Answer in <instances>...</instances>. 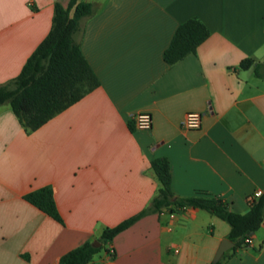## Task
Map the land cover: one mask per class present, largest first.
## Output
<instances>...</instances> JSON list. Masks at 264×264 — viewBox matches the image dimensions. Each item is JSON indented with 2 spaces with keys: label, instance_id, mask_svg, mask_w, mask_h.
Here are the masks:
<instances>
[{
  "label": "crops",
  "instance_id": "obj_1",
  "mask_svg": "<svg viewBox=\"0 0 264 264\" xmlns=\"http://www.w3.org/2000/svg\"><path fill=\"white\" fill-rule=\"evenodd\" d=\"M54 1L68 0H0V82L47 33ZM80 1L99 5L80 39L99 84L30 133L0 104V264H58L147 205L160 185L153 157H166L176 195L203 191L243 212L264 188V78L238 65L264 62V0ZM191 16L208 35L167 63L163 49ZM188 110L202 113L198 127L182 126ZM139 111L150 113L149 129L134 126ZM43 185L61 222L22 197ZM228 229L201 208L163 209L83 264H208ZM250 237L221 264H264V215Z\"/></svg>",
  "mask_w": 264,
  "mask_h": 264
},
{
  "label": "trees",
  "instance_id": "obj_2",
  "mask_svg": "<svg viewBox=\"0 0 264 264\" xmlns=\"http://www.w3.org/2000/svg\"><path fill=\"white\" fill-rule=\"evenodd\" d=\"M98 7L92 1L68 0L65 5L54 1L47 33L26 57L17 74L0 82V104L9 105L24 131L36 129L99 84L80 49L84 24ZM207 35L208 28L197 17L184 19L176 25L163 49V60L173 63L187 53L194 52ZM238 65L243 68L252 65L255 75L264 78V62L244 57ZM149 163L160 185L148 204L114 225L105 226L96 238L99 245L94 246L90 240H84L65 251L59 256L58 264L87 262L117 232L141 216L163 209L173 212L190 206L216 215L229 226L226 237L234 242L229 249L243 246L245 237L258 228L264 215V188L247 199L245 211L237 212L218 195L203 191L188 196L174 194L169 185L170 172L166 157H153ZM22 197L61 222L49 186L29 190ZM226 251L218 260L208 264H221Z\"/></svg>",
  "mask_w": 264,
  "mask_h": 264
},
{
  "label": "built area",
  "instance_id": "obj_3",
  "mask_svg": "<svg viewBox=\"0 0 264 264\" xmlns=\"http://www.w3.org/2000/svg\"><path fill=\"white\" fill-rule=\"evenodd\" d=\"M202 113L196 110H188L184 113L181 124L186 128H196L200 125ZM134 126L139 129H149L151 127V115L148 111H139L132 116ZM251 237L248 235L244 239L243 246L249 245ZM108 253H112V249L109 248Z\"/></svg>",
  "mask_w": 264,
  "mask_h": 264
},
{
  "label": "water",
  "instance_id": "obj_4",
  "mask_svg": "<svg viewBox=\"0 0 264 264\" xmlns=\"http://www.w3.org/2000/svg\"><path fill=\"white\" fill-rule=\"evenodd\" d=\"M92 245L97 246L99 245V241L97 239H94L92 242ZM234 242L231 241L230 239H228L227 237H223L221 238L213 256L211 261L215 262L216 260H218V258L220 257V255L222 254L223 251H225L226 249L230 248L231 246H233Z\"/></svg>",
  "mask_w": 264,
  "mask_h": 264
},
{
  "label": "rangeland",
  "instance_id": "obj_5",
  "mask_svg": "<svg viewBox=\"0 0 264 264\" xmlns=\"http://www.w3.org/2000/svg\"><path fill=\"white\" fill-rule=\"evenodd\" d=\"M24 131V130H23ZM25 133H30L31 131H29V132H26V131H24Z\"/></svg>",
  "mask_w": 264,
  "mask_h": 264
}]
</instances>
